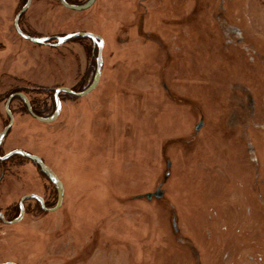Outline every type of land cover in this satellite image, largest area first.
Segmentation results:
<instances>
[{
    "label": "rangeland",
    "instance_id": "1",
    "mask_svg": "<svg viewBox=\"0 0 264 264\" xmlns=\"http://www.w3.org/2000/svg\"><path fill=\"white\" fill-rule=\"evenodd\" d=\"M25 1L0 0V132L9 94L46 117L54 89H85L97 65L88 37L20 36L13 20ZM19 25L99 34L102 69L87 94L59 93L52 121L11 100L0 155L40 156L63 195L55 210L29 198L18 221L0 219V262L264 264V0H95L83 10L31 0ZM158 187L161 197L145 196ZM29 193L56 204L31 159H0L6 219Z\"/></svg>",
    "mask_w": 264,
    "mask_h": 264
},
{
    "label": "water",
    "instance_id": "2",
    "mask_svg": "<svg viewBox=\"0 0 264 264\" xmlns=\"http://www.w3.org/2000/svg\"><path fill=\"white\" fill-rule=\"evenodd\" d=\"M31 0H26L25 3L22 5V7L16 12L15 16H14V20H13V24H14V28L17 31V33L22 36L23 38L30 40L34 43L37 44H47L50 43L51 40L54 38L56 40V43L60 44V43H64L70 39L79 37V36H85L90 38L94 44H97V55H96V70H95V74H94V78L92 80V82L90 83V85H88L85 89L81 90V91H76L72 88L69 87H57L54 89V99H55V108L54 111L51 115L49 116H40L38 114H36L34 112V110L32 109L26 95L23 92H13L11 94L8 95L6 101H5V110H6V114L8 115V123L4 126L3 130L0 132V146L8 132V130L10 129L12 122H13V114L10 110L9 104L11 102V100L15 97V96H20L23 98L25 105L29 111V113L35 117L36 119H39L41 121H52L54 120L61 108V100L59 98V93L61 91H65L68 92L71 95L74 96H82L87 94L88 92H90L97 84L99 77H100V73H101V69H102V46H103V39L102 37L97 34V33H93L91 31H74V32H70L64 35H58V36H35V35H30L28 33H26L25 31H23L19 25V19L22 13H24L26 11V9L28 8L29 4H30ZM95 0H86L83 3H70L67 0H60V2L67 8L70 9H74V10H83L86 9L88 7H90L93 2ZM202 125V121H199V123L196 125V129H198L200 126ZM14 154H18V155H22L25 156L29 159H31L34 163H36L40 169L42 170V172L49 178V180L54 184L56 190H57V201L56 204L52 207H46L44 204V201L42 199L41 196H39L38 194L35 193H29L26 194L24 196L21 197L20 201H19V214L18 216L14 217L13 219H6L4 214L2 213V211H0V219L4 222V223H14L16 221H18L23 213H24V200L25 199H29V198H35L39 201V203L41 204L42 208L46 209V210H55L62 201V195H63V185L61 180L58 178V176L56 175V173L52 170V168H50L44 161L43 159L36 155V154H32L30 152H27L24 149L21 148H15L10 150L9 152L0 155V159H6L8 157H10L11 155ZM163 194V191L160 189V187H158L155 191L153 192H147L145 193V196L147 198H151L152 196H156V197H161ZM175 225V222H174ZM176 227V226H175ZM0 264H17L16 262H12V261H5V262H0Z\"/></svg>",
    "mask_w": 264,
    "mask_h": 264
},
{
    "label": "flooded vegetation",
    "instance_id": "3",
    "mask_svg": "<svg viewBox=\"0 0 264 264\" xmlns=\"http://www.w3.org/2000/svg\"><path fill=\"white\" fill-rule=\"evenodd\" d=\"M246 99H247V102H248V105H250V108H251V114L253 113V97L252 95L250 94V92L246 91Z\"/></svg>",
    "mask_w": 264,
    "mask_h": 264
},
{
    "label": "trees",
    "instance_id": "4",
    "mask_svg": "<svg viewBox=\"0 0 264 264\" xmlns=\"http://www.w3.org/2000/svg\"><path fill=\"white\" fill-rule=\"evenodd\" d=\"M68 2H70L69 0H67ZM70 3H72V2H70ZM21 17V16H20ZM36 164V163H35ZM37 165V164H36ZM38 166V165H37ZM39 167V166H38ZM40 168V167H39Z\"/></svg>",
    "mask_w": 264,
    "mask_h": 264
}]
</instances>
